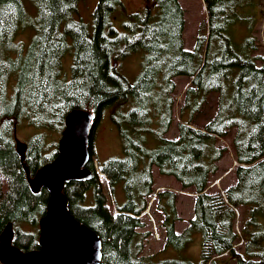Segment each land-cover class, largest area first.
<instances>
[{"label": "trees", "instance_id": "trees-1", "mask_svg": "<svg viewBox=\"0 0 264 264\" xmlns=\"http://www.w3.org/2000/svg\"><path fill=\"white\" fill-rule=\"evenodd\" d=\"M79 1L0 0V234L11 222L13 245L38 249V220L49 192L31 191L24 166L33 177L52 162L66 115L83 110L94 116L91 176L66 182L63 193L70 214L99 235L101 264H264V55H252L258 48L253 35L240 52L227 36L237 25H243L239 37L252 33L255 0H203L208 31L198 28L191 49L184 46L179 0H149L128 14L123 0H98L89 21L75 17ZM132 56L140 70L130 81L122 70ZM180 76L190 84L177 137L170 139ZM210 95L214 113L199 127ZM106 109L124 155L95 167L92 135ZM185 112L190 115L183 120ZM22 129L28 136L21 140L23 155L16 138ZM147 132L154 142H147ZM225 137L231 138L235 182L223 193L209 192L216 163L229 149ZM155 167L195 193L193 216L182 232L175 230L178 195L157 190ZM118 185L122 204L114 193ZM152 199L174 258L145 254L150 232L143 231L140 215ZM240 206L243 223L236 229ZM195 233L201 235L199 262L185 249Z\"/></svg>", "mask_w": 264, "mask_h": 264}, {"label": "rangeland", "instance_id": "rangeland-1", "mask_svg": "<svg viewBox=\"0 0 264 264\" xmlns=\"http://www.w3.org/2000/svg\"><path fill=\"white\" fill-rule=\"evenodd\" d=\"M97 1L98 0H80L78 3V10L75 13V17L81 18L85 21L91 20L92 13L96 7ZM123 1L125 3L126 14L129 13L128 10L133 11L141 9L142 6L147 7L150 4L149 0ZM255 2L256 7H254V12L252 11L254 20V27H252L254 29L251 31L252 33H244L241 37H239L243 25H237L232 27L231 31L227 33V36L230 37L231 46L234 47L238 52H240V49L244 48V39L248 35H253L255 42L258 44V48L252 51V55H264V0H255ZM179 4L184 11V19L186 23V27L183 32L184 46H186L187 49H191L193 47V43L195 42V35L198 28L202 27L203 32L208 31L205 5L203 3V0H179ZM242 13L244 14L245 11H242ZM244 26L247 28V25ZM19 39L28 40V37L20 35ZM125 60L124 70L122 71L130 78V81H132L133 77L140 70L138 58L136 56H132L130 58H126ZM65 61L69 62L70 58L65 59ZM65 66L67 67V64H65ZM189 84L190 78L186 76L176 77V95H173V97L176 98L175 105L173 106V122L169 132L166 134V137L170 139H174L177 137L176 124L180 119L179 108L183 104L182 96ZM214 99L215 95H210L211 106L204 109L207 112L205 115L199 116L197 126L201 127L206 122V120L211 118V116L213 115L214 112L212 104L214 102ZM108 110L109 109H106L104 111L102 118L96 125L95 131L92 135V159L95 167H97L99 162H103L109 157H123L124 155L119 132L116 126L113 125V120L111 118V115H108ZM189 115V112H185L181 116V119L186 120L189 118ZM16 138L17 140H19V142H22L26 141L28 139V136H26L25 130L22 129L16 132ZM147 139L148 143L154 142V140L152 139V135L149 132H147ZM225 139L229 149L225 153V155L216 163L217 170L210 176V181L207 188L209 192L223 193L226 187L232 185L235 182L234 167L236 165V162L234 159L232 148L230 147L231 138L228 139L227 137H225ZM154 177L155 187L157 188V190L172 189L176 191L178 195L177 210L180 220L176 221L175 230L178 233L182 232L187 225V221L193 216V203L195 199V193L193 192V190H183L180 183L173 176L160 174L158 168L156 167L154 169ZM115 190L116 191L114 193L116 196V201L117 203L122 204L125 197L121 193V185H118ZM87 194L88 196H90V191H88ZM87 204H89L88 201L84 203V205ZM150 204V215L146 214L141 218L145 222L143 231L147 230L150 232V235L146 239L145 254L157 253L160 258H174L176 256V253L174 254L173 248L165 249V239L163 236V232L160 228L158 217L154 213L155 201H153L152 199L149 205ZM244 210L245 207L243 206L235 208L236 229H239L240 227L242 228V214ZM154 227L159 233L160 237L158 239L154 238ZM185 249L187 255H189L195 262H199L201 258V235L199 233H195L192 241L188 244V246L185 247Z\"/></svg>", "mask_w": 264, "mask_h": 264}, {"label": "water", "instance_id": "water-1", "mask_svg": "<svg viewBox=\"0 0 264 264\" xmlns=\"http://www.w3.org/2000/svg\"><path fill=\"white\" fill-rule=\"evenodd\" d=\"M93 113L73 110L65 117L58 140L56 158L39 168L33 177L26 166V177L33 193L45 187L49 192L46 212L38 220V249L22 251L13 245L14 228L8 222L0 234L1 264H101V239L69 212L63 193L66 182L90 178L89 140ZM26 144L17 142L23 155Z\"/></svg>", "mask_w": 264, "mask_h": 264}, {"label": "built area", "instance_id": "built-area-1", "mask_svg": "<svg viewBox=\"0 0 264 264\" xmlns=\"http://www.w3.org/2000/svg\"><path fill=\"white\" fill-rule=\"evenodd\" d=\"M100 177H101V174H100ZM147 213H148V210L146 211ZM155 228V227H154ZM154 231V236H155V238H158L159 237V235H158V232L156 231V228H155V230H153Z\"/></svg>", "mask_w": 264, "mask_h": 264}]
</instances>
